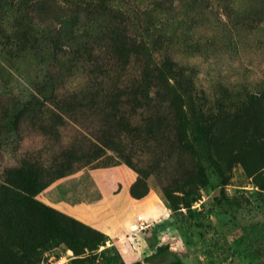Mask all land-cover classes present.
I'll return each mask as SVG.
<instances>
[{
	"label": "rangeland",
	"instance_id": "374dc122",
	"mask_svg": "<svg viewBox=\"0 0 264 264\" xmlns=\"http://www.w3.org/2000/svg\"><path fill=\"white\" fill-rule=\"evenodd\" d=\"M76 2L0 0V264H123L42 195L122 166L150 206L126 217L165 230L149 264H264V0ZM183 112L199 116L204 154Z\"/></svg>",
	"mask_w": 264,
	"mask_h": 264
},
{
	"label": "crops",
	"instance_id": "0c3cea01",
	"mask_svg": "<svg viewBox=\"0 0 264 264\" xmlns=\"http://www.w3.org/2000/svg\"><path fill=\"white\" fill-rule=\"evenodd\" d=\"M118 169L121 170L120 175L109 181L105 179L103 171L82 170L61 179L42 195L49 204L59 206L67 214L105 233L109 238L108 243L120 253L125 264L137 261L146 264L143 259L156 251L155 242L159 241L165 230L156 227V232L151 219L148 231L125 233V227L129 225L131 228L139 223L134 211L130 217H126L128 207L144 209L150 206L147 198L136 199L130 195V188L136 179L133 172L123 166ZM120 185L123 186L122 193L117 192Z\"/></svg>",
	"mask_w": 264,
	"mask_h": 264
},
{
	"label": "trees",
	"instance_id": "16d2710c",
	"mask_svg": "<svg viewBox=\"0 0 264 264\" xmlns=\"http://www.w3.org/2000/svg\"><path fill=\"white\" fill-rule=\"evenodd\" d=\"M88 2H89V0H86V2L84 0H77L76 5L79 3H82L83 5H88ZM141 44L142 43L140 42L137 44V46H140ZM193 113H194L193 117L188 112L182 113V131H183L184 135H186V136L189 134L190 140L187 142L188 147L195 149L196 153L204 154L205 148H208L207 140H206V133H205L203 125L199 122V116L197 115V113H195V112H193ZM189 131H190V133H188ZM196 148H198V149H196ZM24 183H25L28 191H30V193L32 194L33 197L36 196L38 191L41 189V188L38 189V186H37L38 184L33 183L30 179H26L24 181ZM31 202L33 204H35L37 211L40 214L45 215L47 217V220L50 222L51 231L49 234H51L53 237H58L65 232L63 229L59 228V224L57 222V215H56L57 213L52 208H50L49 206L45 205L44 203H42L38 200L33 199ZM168 250H169V246L167 244L158 246L156 251L152 255L146 256L143 259V261L145 263H150L151 260L157 258L158 256L163 255ZM116 257L123 264H125L120 253L117 250H116ZM133 264H142V262L137 261Z\"/></svg>",
	"mask_w": 264,
	"mask_h": 264
},
{
	"label": "built area",
	"instance_id": "2783aa9c",
	"mask_svg": "<svg viewBox=\"0 0 264 264\" xmlns=\"http://www.w3.org/2000/svg\"><path fill=\"white\" fill-rule=\"evenodd\" d=\"M137 220H138V225L136 230H133L134 232H144L150 228V224L145 223V218L143 214H137Z\"/></svg>",
	"mask_w": 264,
	"mask_h": 264
}]
</instances>
